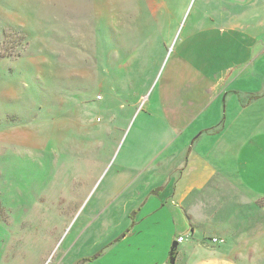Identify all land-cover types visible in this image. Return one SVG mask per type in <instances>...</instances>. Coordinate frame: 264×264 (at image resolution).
Instances as JSON below:
<instances>
[{
  "label": "rangeland",
  "instance_id": "obj_1",
  "mask_svg": "<svg viewBox=\"0 0 264 264\" xmlns=\"http://www.w3.org/2000/svg\"><path fill=\"white\" fill-rule=\"evenodd\" d=\"M245 2L0 0V264H27L31 248L54 242L52 234L81 211V204L68 203L84 196L75 189L79 172L89 168L84 153L94 152L88 163L98 160L97 151L105 159L112 155L106 173L129 134L137 145L127 141L125 149L154 151L172 110L175 130L186 126L195 138L214 118L203 114L209 103L222 113L202 139L225 169L231 159L219 130L227 117L237 119L233 139L264 134V54L247 46L264 35V6L254 0L246 8ZM98 121L112 133L109 142L98 138ZM249 149L256 148L249 143ZM258 165L249 159V171ZM91 167L93 181L98 166ZM74 179L69 190L66 183ZM67 235L45 264L66 250ZM173 243L166 251L158 240L166 262Z\"/></svg>",
  "mask_w": 264,
  "mask_h": 264
},
{
  "label": "crops",
  "instance_id": "obj_2",
  "mask_svg": "<svg viewBox=\"0 0 264 264\" xmlns=\"http://www.w3.org/2000/svg\"><path fill=\"white\" fill-rule=\"evenodd\" d=\"M249 1L254 0H246V8ZM260 5L264 6V0H260ZM257 40L256 43L251 40L247 46L264 54V35H258ZM211 113L214 118L197 130L204 129L193 138L186 126L175 130L179 126L172 110L162 123L167 127L160 128L162 137H158V150L154 151L125 149L127 141L129 147L137 144L130 134L124 141L123 131L115 139V151L124 141L123 145L106 173L112 155L105 159L104 153L97 151L98 160L90 163L88 159L94 157V152L81 155V161L86 160L89 168L93 169L91 163L98 166L93 181L89 168L77 177L80 183L75 189L83 191L84 196L80 202L68 204H81V211L69 218L65 230L52 234L54 242L45 241L43 248L37 243L34 251L31 248L32 257L27 264H45L64 233L68 234L66 250L58 254L54 264H76L84 259L83 264H102V260L105 264H170L172 250L166 262L164 250H156L158 240L164 241L163 248L168 251L171 242L179 237L185 238L178 242L179 246L191 237L193 240L177 253L175 264L178 261L180 264H249V259L253 264H264V134L258 132L249 141L242 137L233 139L230 130L236 126L237 119L228 122L227 117L224 128L219 130L223 138L227 137L224 143L231 159L227 170L214 161V147L202 139L205 131L220 121L217 118L222 113L220 105L212 107L209 103L203 114ZM99 122L102 121L96 123L101 133L98 138L109 142L113 135L105 132ZM181 136L186 140L181 141ZM98 138L96 134L93 139ZM89 139L92 138L81 137L83 141ZM249 143L255 151L249 149ZM245 146L247 153L243 154ZM253 158L260 164L249 171V159ZM102 173L103 179L89 197ZM75 182L74 179L66 183L69 190H74ZM212 238L222 241L213 242Z\"/></svg>",
  "mask_w": 264,
  "mask_h": 264
},
{
  "label": "water",
  "instance_id": "obj_3",
  "mask_svg": "<svg viewBox=\"0 0 264 264\" xmlns=\"http://www.w3.org/2000/svg\"><path fill=\"white\" fill-rule=\"evenodd\" d=\"M178 246H179V243H178V240H176L173 243L171 257H170V264H175L176 263V250L178 249Z\"/></svg>",
  "mask_w": 264,
  "mask_h": 264
},
{
  "label": "built area",
  "instance_id": "obj_4",
  "mask_svg": "<svg viewBox=\"0 0 264 264\" xmlns=\"http://www.w3.org/2000/svg\"><path fill=\"white\" fill-rule=\"evenodd\" d=\"M183 240H184L183 237H179V238H178V242H182ZM213 241L215 242V241H217V239H213Z\"/></svg>",
  "mask_w": 264,
  "mask_h": 264
},
{
  "label": "trees",
  "instance_id": "obj_5",
  "mask_svg": "<svg viewBox=\"0 0 264 264\" xmlns=\"http://www.w3.org/2000/svg\"><path fill=\"white\" fill-rule=\"evenodd\" d=\"M177 253H178V249L176 250V256H177ZM87 260H89V259H87ZM85 261H86V259L82 260L81 262H85ZM77 264H79V263H77Z\"/></svg>",
  "mask_w": 264,
  "mask_h": 264
}]
</instances>
